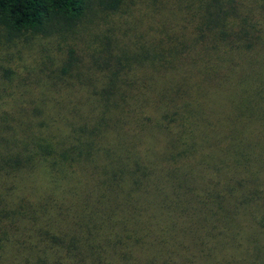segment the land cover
<instances>
[{
  "label": "trees",
  "instance_id": "obj_1",
  "mask_svg": "<svg viewBox=\"0 0 264 264\" xmlns=\"http://www.w3.org/2000/svg\"><path fill=\"white\" fill-rule=\"evenodd\" d=\"M0 262L264 264V0H0Z\"/></svg>",
  "mask_w": 264,
  "mask_h": 264
},
{
  "label": "rangeland",
  "instance_id": "obj_2",
  "mask_svg": "<svg viewBox=\"0 0 264 264\" xmlns=\"http://www.w3.org/2000/svg\"><path fill=\"white\" fill-rule=\"evenodd\" d=\"M43 42H44V43H47V44H52V46L54 47V42H53L52 39H46L45 41L43 40ZM35 43H36V42H33V43L29 44V45H30L29 48H30L31 50H34L35 47H32V45H34ZM32 53H33L32 51H31V52H27L26 57L32 55ZM0 264H3V263L0 262Z\"/></svg>",
  "mask_w": 264,
  "mask_h": 264
}]
</instances>
